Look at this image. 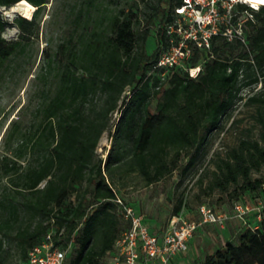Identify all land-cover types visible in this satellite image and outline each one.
Returning a JSON list of instances; mask_svg holds the SVG:
<instances>
[{"label": "trees", "instance_id": "1", "mask_svg": "<svg viewBox=\"0 0 264 264\" xmlns=\"http://www.w3.org/2000/svg\"><path fill=\"white\" fill-rule=\"evenodd\" d=\"M20 1L0 0V7ZM26 1L36 10L31 18L14 19L20 39L3 36L9 22L0 11V72L22 52L23 39L33 35L50 0ZM160 1L168 8L151 54L143 47L148 30L138 33L130 18L117 14L106 30L93 28L66 62L48 55L46 74L61 65L55 86L44 89L21 138H16L13 123L8 142L17 139L16 144L0 154V179H7L0 190V264H7L13 245L20 248L23 264L30 248L51 229L62 233L64 245L72 243L65 264H101L105 259L108 264L117 239L129 227L114 201L118 184L131 178L150 186L175 170L186 174L206 156L211 132L222 127L243 99L257 109L259 135L243 137L225 154H217L214 169H205L199 184L208 175L207 192H229L232 207L264 193V174L254 175L264 169V6L247 23L246 44L215 37L211 50L193 51L188 65L201 66L196 76L175 68L162 78L149 73L167 45L163 25L181 0ZM224 48L236 55H221ZM127 87L131 93L113 125L112 113ZM247 88L253 93L245 98ZM106 131L111 148L102 158L97 146ZM184 157L186 163L181 162ZM184 206L181 200L176 214ZM121 221L126 225L121 227ZM237 237V243L227 241L202 264H264V214L258 229L245 228Z\"/></svg>", "mask_w": 264, "mask_h": 264}, {"label": "rangeland", "instance_id": "2", "mask_svg": "<svg viewBox=\"0 0 264 264\" xmlns=\"http://www.w3.org/2000/svg\"><path fill=\"white\" fill-rule=\"evenodd\" d=\"M158 6L161 8L160 11L150 19ZM167 8L168 3L160 0H50L38 15V26L33 35L23 39L22 52L6 61L0 72V154L16 144V138H21V132L33 122L34 108L42 102L44 89L55 86L57 69L61 65L57 64V69L46 74L44 64L49 54L53 55L55 61L66 62L74 48L82 45L93 28L106 30L112 16L117 14L130 18L138 33L148 30L149 35L143 47L151 54L159 44L161 16ZM0 11L9 22L3 36L8 40L20 39L22 32L13 21L22 14H10L7 7H0ZM236 52L231 53L226 48L220 51L221 55L230 57L236 55ZM259 87L260 85L255 91ZM130 89L126 88L118 109L112 113L113 125L119 119L123 103L128 100ZM252 93L253 90L247 88L243 90L242 96L247 98ZM158 100L159 98L153 101V106ZM245 101L246 99L237 102L231 117L223 122L221 128L211 132L206 156L186 174L175 170L171 175L150 186L141 185L137 179H125V185L118 184L119 193L139 214L146 217L152 226L163 228L176 214V207L181 200L185 204L181 212L189 209L190 213H195L201 204H208L223 211L230 210L233 199L229 192L215 190L209 193L205 189L209 176L205 177L203 186L199 184V178L205 169H214L217 154H225L243 137L259 135L257 109L255 106L246 105ZM14 122L17 123L16 140L8 142V133ZM110 148L109 131H106L97 146L98 156L106 158ZM187 160L188 158L184 157L181 162L186 163ZM260 174H264V169L254 175ZM6 180L0 179V190ZM83 186L79 189L82 190ZM125 225L126 223L121 221V227ZM237 225L239 226L237 222L228 223L224 227L205 225L201 231L194 234L190 257L194 256L202 262L208 254L215 253L227 241L237 243ZM21 260L20 248L13 245L6 263L20 264ZM101 264H107L106 259L101 261Z\"/></svg>", "mask_w": 264, "mask_h": 264}, {"label": "built area", "instance_id": "3", "mask_svg": "<svg viewBox=\"0 0 264 264\" xmlns=\"http://www.w3.org/2000/svg\"><path fill=\"white\" fill-rule=\"evenodd\" d=\"M240 5L247 8L239 10ZM262 6L264 0H181L172 18L163 25L167 45L149 74L158 72L164 78L172 69L183 68L191 76H196L201 66L188 65L194 49L211 50L215 37L246 44L247 23L254 19L253 11L260 10ZM114 201L129 227L117 239L109 256L110 264H171L174 258L188 251L189 240L200 227H224L230 220L237 219L244 228L256 230L264 214V193L251 203L235 202L227 211L201 204L198 206V218H188L180 212L172 216L167 226L157 234L150 230L144 216L121 194H117ZM251 214L256 217L257 224L249 221ZM61 235L54 229L49 230L40 242L30 248L23 264H65L72 243L64 245Z\"/></svg>", "mask_w": 264, "mask_h": 264}, {"label": "crops", "instance_id": "4", "mask_svg": "<svg viewBox=\"0 0 264 264\" xmlns=\"http://www.w3.org/2000/svg\"><path fill=\"white\" fill-rule=\"evenodd\" d=\"M184 214L188 217V218H192V219H196V218H193L195 215L199 216V213H198V208L196 210L195 213H190L189 212V209H187L186 211L184 210ZM145 219V222L147 223V225L149 226L150 230L154 233H161L162 230H163V227L162 226H152V224L148 221V219L146 217H144ZM249 221L252 223V224H257V219L256 217L251 214V216L249 217ZM232 222H237V224H239V226L237 225V230H236V234L238 235L244 228V226L242 225V222L237 220V219H233V220H230L228 223H232ZM227 223V224H228ZM205 226V225H204ZM204 226L200 227L196 232H199L201 231ZM194 238V235L193 237L189 240V248H188V251L181 255V256H178L176 258H174L172 261H171V264H188L190 262L194 263V264H202V262H200L199 260L196 259V257H190V254H191V242H192V239Z\"/></svg>", "mask_w": 264, "mask_h": 264}, {"label": "bare ground", "instance_id": "5", "mask_svg": "<svg viewBox=\"0 0 264 264\" xmlns=\"http://www.w3.org/2000/svg\"><path fill=\"white\" fill-rule=\"evenodd\" d=\"M9 9L8 13L14 14V13H21L22 15L25 16H31L33 15V11L35 10V6L31 4L30 2L24 0L16 3L12 7H7Z\"/></svg>", "mask_w": 264, "mask_h": 264}]
</instances>
